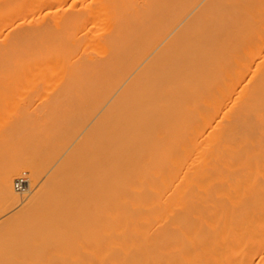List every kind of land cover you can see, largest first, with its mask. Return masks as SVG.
Listing matches in <instances>:
<instances>
[{
    "label": "bare ground",
    "instance_id": "6f19581e",
    "mask_svg": "<svg viewBox=\"0 0 264 264\" xmlns=\"http://www.w3.org/2000/svg\"><path fill=\"white\" fill-rule=\"evenodd\" d=\"M0 264H264V0H0Z\"/></svg>",
    "mask_w": 264,
    "mask_h": 264
},
{
    "label": "rangeland",
    "instance_id": "374dc122",
    "mask_svg": "<svg viewBox=\"0 0 264 264\" xmlns=\"http://www.w3.org/2000/svg\"><path fill=\"white\" fill-rule=\"evenodd\" d=\"M29 94L32 95V97H33V96L35 97V95H36V94H34V93H33V94H32V93H28V95H29ZM30 95H29V96H30ZM36 97H37V96H36ZM40 106H42V105H40ZM77 108H79V107H77ZM80 108H81V107H80ZM34 109H35V110H34ZM38 109H40V107H38V106H36V108H33V111H34L33 114H34V115H35V113H36V114H38V113L40 114V113H41V112H38V111H40V110H38ZM44 109H45V108H43V106H42V107H41V111L44 110ZM78 110H80V111H78V113L83 114V109H82V108H81V109H78ZM21 111L23 112L22 109H21ZM76 111H77V110H76ZM81 111H82V112H81ZM91 111H93V114H95V113H94V110H90V112L88 111L87 113H91ZM17 112H20V111L17 110ZM37 112H38V113H37ZM42 113H43V111H42ZM88 115H89V114H87L86 119L88 118ZM90 115H91V114H90ZM90 115H89V116H90ZM91 116H92V115H91ZM92 117H93V116H92ZM89 118H90V117H89ZM89 118L87 119V121H91V120H92L91 118H90L91 120H89ZM88 130H89V129H88ZM82 131H83V130H82ZM86 131H87V130H85V132H86ZM80 132H81V131H80ZM80 132H77L76 134L78 135ZM85 132H84V134H83L84 136L82 135V137H84V138H82V139H85V135H86ZM88 132H89V131H88ZM88 132H87V135H89ZM81 133H83V132H81ZM81 133H80V134H81ZM87 135H86V137H87V141H88V137H89V136H87ZM72 136H73V135H72ZM70 137H71V136H70ZM73 137H74V136H73ZM74 138H75V137H74ZM74 138H73V139H74ZM85 142H86V141H85ZM28 166H29V165H28ZM28 173H29V172L24 171V173H21V174L19 175V177H17V178H20V177H22V176L25 175V177L29 180V177L31 176V177H30L31 180H29V183H30V182H32V180L34 179V176H33V174H32L31 172H30L29 174H28ZM42 173H44V172H42ZM22 174H23V175H22ZM31 174H32V175H31ZM44 174H45V173H44ZM21 175H22V176H21ZM38 176H39V175H38ZM38 176H37V177H38ZM41 176H42V177H41L40 179H38V180H40V182H42V181H43V178H45V175L43 176V174H41ZM39 177H40V176H39ZM36 179H37V178H36ZM34 180H35V179H34ZM44 180H45V179H44ZM40 182H39V186L42 184V183L40 184ZM18 193H19V194H23L22 192H18Z\"/></svg>",
    "mask_w": 264,
    "mask_h": 264
},
{
    "label": "built area",
    "instance_id": "2783aa9c",
    "mask_svg": "<svg viewBox=\"0 0 264 264\" xmlns=\"http://www.w3.org/2000/svg\"><path fill=\"white\" fill-rule=\"evenodd\" d=\"M27 178L25 176L23 177H20L17 181H16V189L19 191V192H24L27 187H28V182L26 180Z\"/></svg>",
    "mask_w": 264,
    "mask_h": 264
}]
</instances>
